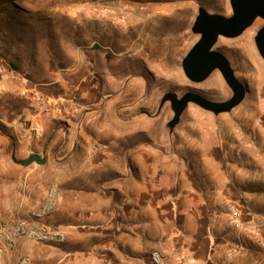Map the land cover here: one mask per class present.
<instances>
[{"label": "rangeland", "instance_id": "374dc122", "mask_svg": "<svg viewBox=\"0 0 264 264\" xmlns=\"http://www.w3.org/2000/svg\"><path fill=\"white\" fill-rule=\"evenodd\" d=\"M201 8L233 15L230 0H0V131L11 137V113L61 121L63 134L54 147L50 143V157L54 132L46 140L42 128L32 130L39 138L30 146L45 145L47 162L30 164L36 167L33 185L43 184L45 195L51 188L58 197L62 186L91 185L113 190L115 202L128 190L156 202L161 213L146 231L152 240L145 242L147 264H153V251L162 264H264V59L255 39L264 18L237 37L220 36L215 45L246 88L241 103L215 113L190 102L171 127L176 113L173 102L164 101L168 93L181 99L192 91L214 102L234 94L219 69L202 82L183 70L201 37L193 31ZM257 21L249 34L255 61L242 40ZM39 92L52 100L76 95L78 108L63 118L38 112ZM135 121L155 125L117 132L118 123ZM66 142L70 146L60 150ZM72 158L96 164L76 166L67 162ZM54 214L47 220L52 226ZM23 242L0 241V264H16L25 253L30 264L61 263L59 243ZM112 254L119 260L116 250Z\"/></svg>", "mask_w": 264, "mask_h": 264}, {"label": "crops", "instance_id": "0c3cea01", "mask_svg": "<svg viewBox=\"0 0 264 264\" xmlns=\"http://www.w3.org/2000/svg\"><path fill=\"white\" fill-rule=\"evenodd\" d=\"M11 114L8 116L11 119L7 120L12 130L11 137L0 131V213L5 219H18L28 217L30 210L40 204L37 205V202L43 201L47 189L43 184L39 187L33 185L36 167L16 163L13 155L25 159L32 153L45 152L43 144L34 142L30 146L34 139L39 138L32 135L36 127L46 132V140L54 132L46 150V156L50 157V143L54 147L64 129L61 121L54 117L30 111L16 116ZM69 146L70 143L66 142L64 146L60 143L58 148L64 150ZM67 162L76 166L96 164L93 158H72ZM103 162L99 164L103 165ZM123 192L126 191L123 189ZM127 193L122 201L115 202L113 190H99L91 185L59 188V208L53 215L54 226L49 225L66 235V241L59 243L62 245L58 251L60 264H68L70 260L92 261L95 257L99 264H147L146 251L150 245L145 242L152 240L147 238L146 231L153 227L156 219L159 220L161 208L145 197L131 196L130 190ZM24 243L22 240L19 244ZM119 246H122V251ZM115 250L119 260L113 258L112 252Z\"/></svg>", "mask_w": 264, "mask_h": 264}, {"label": "water", "instance_id": "95a60500", "mask_svg": "<svg viewBox=\"0 0 264 264\" xmlns=\"http://www.w3.org/2000/svg\"><path fill=\"white\" fill-rule=\"evenodd\" d=\"M230 3L233 9L231 16L210 13L205 8L200 9L193 31L200 33L201 37L183 59V70L191 81L202 82L215 69H219L234 94L225 102H214L192 91L187 92L181 99L172 92L168 93L164 97V101L171 100L176 113L175 118L170 122L171 127L178 123L180 115L190 102H195L208 110L219 113L230 111L245 97V86L236 77L229 60L223 53L215 49V45L220 36L237 37L257 17L264 18V0H230ZM255 39L264 59V27L258 32ZM13 160L21 165L32 163L43 165L47 162V157L40 153H32L25 159H19L13 155Z\"/></svg>", "mask_w": 264, "mask_h": 264}, {"label": "built area", "instance_id": "2783aa9c", "mask_svg": "<svg viewBox=\"0 0 264 264\" xmlns=\"http://www.w3.org/2000/svg\"><path fill=\"white\" fill-rule=\"evenodd\" d=\"M59 98L52 100L42 92H39L34 100L38 112L46 113L58 118L73 116L77 110L76 100ZM59 207L57 190L51 188L43 201L30 210L28 217L18 219H5L0 213V241L9 243L11 246L19 245L22 240H30L35 243H63L66 235L53 229L48 218L54 214ZM31 256L28 253L22 254L16 264H30ZM153 264H162V257L158 251L151 253Z\"/></svg>", "mask_w": 264, "mask_h": 264}, {"label": "bare ground", "instance_id": "6f19581e", "mask_svg": "<svg viewBox=\"0 0 264 264\" xmlns=\"http://www.w3.org/2000/svg\"><path fill=\"white\" fill-rule=\"evenodd\" d=\"M140 7V6H139ZM138 5L137 4H135V5H133V11H138ZM135 14V13H134ZM132 15V14H127V16H126V19L127 20H132V19H135V15ZM137 20L138 21H140V19L139 18H137ZM134 21V20H133ZM148 23V22H147ZM260 24V21H257L255 24H254V26L252 27V28H249L247 31H245V34H244V36H246L245 38H243V40H242V42H243V44L245 45V47H246V49L249 51L248 52V56H249V58L250 59H252V60H255V61H257L256 60V58L253 56V54L251 53V40H250V36H249V34H251V36L253 35V33H254V31L256 30V28L258 27V25ZM119 25V24H118ZM137 29V28H136ZM150 35V34H149ZM129 36V35H128ZM254 62V61H253ZM159 68V67H158ZM16 87V86H15ZM105 123V122H104ZM99 124H101V123H99ZM117 124V123H116ZM132 124V123H131ZM133 126H129V124H127V123H125V124H120V123H118L117 124V132L118 133H120L121 135H123V134H127V133H129L130 131V129H132V132H133V130L136 128V129H141L142 127H144V128H147V129H150V130H152V127H154V125H155V123L154 122H149V123H145V122H143V121H135V122H133ZM105 127V126H104ZM112 127L113 126H110V128H111V131L113 132V129H112ZM114 128V127H113ZM99 129V128H98ZM114 132H115V130H114ZM134 136V135H133ZM115 149V148H114ZM140 148H137V150H139ZM142 149V148H141ZM122 150V149H121ZM136 150V151H137ZM135 151V150H134ZM133 151V152H134ZM135 151V152H136ZM119 152V151H118ZM133 154V153H132ZM138 156V155H137ZM142 156V155H141ZM122 163V162H121ZM122 168V167H121ZM119 170V169H118ZM238 205V204H237ZM237 205H235V207H234V211L236 212L240 207L239 206H237ZM246 205V204H245ZM240 213V212H239Z\"/></svg>", "mask_w": 264, "mask_h": 264}]
</instances>
